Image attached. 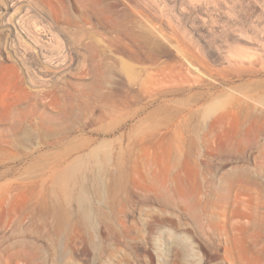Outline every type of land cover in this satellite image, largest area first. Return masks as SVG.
Returning a JSON list of instances; mask_svg holds the SVG:
<instances>
[{
  "label": "rangeland",
  "instance_id": "obj_1",
  "mask_svg": "<svg viewBox=\"0 0 264 264\" xmlns=\"http://www.w3.org/2000/svg\"><path fill=\"white\" fill-rule=\"evenodd\" d=\"M0 264H264V0H0Z\"/></svg>",
  "mask_w": 264,
  "mask_h": 264
},
{
  "label": "bare ground",
  "instance_id": "obj_2",
  "mask_svg": "<svg viewBox=\"0 0 264 264\" xmlns=\"http://www.w3.org/2000/svg\"><path fill=\"white\" fill-rule=\"evenodd\" d=\"M107 112L112 113V110L107 109ZM64 116H68V113L65 112L63 115V118H65ZM64 127H66V128L68 127V124L66 121L62 125H59V122H57L54 124V126H51L50 128H51V131H60L61 129H64ZM104 145L105 144H102L99 148H103ZM76 150H78V149L75 145V142H72V143H70L69 147L65 148V151L63 152L62 157L67 160L69 158L71 152L76 151ZM94 153H95V151L91 152V157L93 160L95 158ZM81 162L82 161H81L80 157H75L70 163H67V165H65V167L63 169H60V170L56 169V171L53 172L52 175L50 176V180H51V183L53 185L52 189L57 191V194L54 191H52V193L50 192V194L46 195L43 198V204L42 205L46 206L48 201L53 202L54 206H53L52 210H50V211H52V213L57 215V213H59V212H60L59 214H62L61 212H64L63 211L64 207L62 204V197L63 196H60V195L64 194L68 190L69 181H71L72 173H73L74 169L77 168L79 163H81ZM83 196L80 195L76 199V201H78L80 203L83 202L84 198H85ZM80 215L82 216V219L86 220L87 213L85 210H81Z\"/></svg>",
  "mask_w": 264,
  "mask_h": 264
}]
</instances>
